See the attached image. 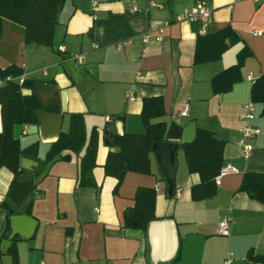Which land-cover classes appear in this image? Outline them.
<instances>
[{"label": "crops", "instance_id": "1", "mask_svg": "<svg viewBox=\"0 0 264 264\" xmlns=\"http://www.w3.org/2000/svg\"><path fill=\"white\" fill-rule=\"evenodd\" d=\"M200 3L211 8L212 23L204 35L198 22L183 19L187 8ZM58 20L53 44H33L21 50L22 59L24 29L3 19L0 68L13 64L22 69L19 77L56 86L47 103L59 107L50 111L61 115L58 133L67 131L72 113L83 115L86 138L97 131L94 184H79V155L73 152L40 174L36 161L18 176L24 181L32 175L34 189L17 210L7 196L15 174L0 166V264H222L225 259L250 264L249 253L264 255V204L238 190L245 172L264 173V112L250 97L253 80L264 73V0H65ZM205 39L225 47L217 58L197 61V44ZM61 45L65 51L58 50ZM76 54L84 56L82 64L72 58ZM36 57L41 60L35 62ZM147 97L163 102L164 114L154 122L178 124L181 136L194 122L195 129L211 131L224 142L222 168L234 170L220 171L211 197L192 198L191 187L200 178L188 171L180 146L171 195L152 150L150 173L128 171L114 190L116 178L103 169L107 153L115 150L104 139V127L112 123L116 135L144 133L140 113ZM250 101L254 117L249 123L260 132L244 139L253 147L244 158L237 139ZM26 127L16 124L14 137L20 148L37 143L43 160L58 133L42 136ZM139 187L156 192V217L145 231L123 226V213L133 206ZM14 214L32 220L18 221L14 229ZM223 218H229L227 235L218 233Z\"/></svg>", "mask_w": 264, "mask_h": 264}, {"label": "trees", "instance_id": "2", "mask_svg": "<svg viewBox=\"0 0 264 264\" xmlns=\"http://www.w3.org/2000/svg\"><path fill=\"white\" fill-rule=\"evenodd\" d=\"M59 0H0V36L3 19H8L21 25L24 29V42L37 46H51L56 27L59 25ZM206 38V37H205ZM221 38V37H220ZM223 40V37H222ZM199 42L196 47L197 61L217 58L225 45L217 47ZM22 75V69L11 64L0 68V166L7 167L16 174L19 170L21 157L38 162L35 171L40 174L48 164L69 158L73 152L78 159V180L82 185H93L92 168L96 165L97 131H91L88 138L85 135L83 115H69V125L65 132H60L46 151L43 160L37 157V143L20 148L18 139L13 135L16 124L28 125L37 122V111H58L57 104H43L35 93L36 79L26 78L21 83L17 78ZM23 89H29V94H23ZM251 101L262 105L264 112V73L255 78L250 88ZM164 114L161 97L143 99L141 120L145 130L142 134L122 133L116 135L112 146L115 150L107 153L103 164L104 174L116 178L114 190L120 185L126 172L150 173L151 146L156 142H180L181 126L172 122L166 124L153 119ZM224 142L217 139L213 132L196 128L192 141L180 143L189 172L199 175L200 182L191 187V195L195 200L209 198L215 194L217 185L215 178L223 166ZM83 148L82 153L81 149ZM44 175V173H43ZM42 175V176H43ZM240 191H244L253 199L264 204V173L245 172ZM156 192L153 188L139 187L136 189L132 207L123 213V226L145 231L148 223L155 219ZM30 211V208L26 210ZM8 214L11 213L9 209ZM253 262L264 263V255L248 254Z\"/></svg>", "mask_w": 264, "mask_h": 264}, {"label": "water", "instance_id": "3", "mask_svg": "<svg viewBox=\"0 0 264 264\" xmlns=\"http://www.w3.org/2000/svg\"><path fill=\"white\" fill-rule=\"evenodd\" d=\"M65 0H59L57 10L60 12ZM53 49L56 50V46L53 45ZM56 91V86L47 82L37 81L35 84V93L39 96L43 104H47L51 98V93ZM61 115L59 113L50 112L47 110L37 111V122L34 124H28L26 127L27 132H37L43 136L44 132L55 131L59 132ZM195 124L189 122L185 125L181 141L180 142H156L151 146V150L155 153L157 158V164L161 175L164 177L167 184L168 195L172 194L174 189V172H175V153L180 143H186L193 140L195 136ZM59 134V133H58ZM57 134V136H58ZM116 136L115 126L112 123H107L104 127V139L106 142L112 145ZM37 162L25 157L20 158L19 167L20 170L15 174L11 183L7 196L13 201L16 209L18 210L23 201H25L29 194L34 189L33 176L27 180H19L18 176L25 170H32ZM32 218L29 215L14 214L11 217L13 228L16 229L18 221ZM258 264V263H250Z\"/></svg>", "mask_w": 264, "mask_h": 264}, {"label": "built area", "instance_id": "4", "mask_svg": "<svg viewBox=\"0 0 264 264\" xmlns=\"http://www.w3.org/2000/svg\"><path fill=\"white\" fill-rule=\"evenodd\" d=\"M96 1L92 2L93 7L95 6ZM135 9V8H133ZM183 19L187 20V21H193V22H198L199 26H200V30H199V34L204 35L208 32L209 27L211 26L212 23V19H211V8L208 7L207 5L200 3V4H196L193 5L189 8H187L184 11L183 14ZM261 32L258 31L256 32V34H260ZM143 41H146L148 36L147 35H143ZM159 39V36L157 37ZM129 40H125L122 42L118 43V46L123 45L128 43ZM58 50L59 51H65L64 46H58ZM72 58L74 60H76L78 63L82 64L83 63V59L84 56L80 55V54H76L74 56H72ZM43 74H46V70H42ZM18 82L21 83L23 81L22 77H18L17 78ZM128 98H131L130 94H127ZM244 109L245 112L243 114V119L245 120V122L240 126L239 128V132L241 133V138L237 139V143L239 145H241L242 147V156L244 158H247L250 154V152L252 151L253 147L251 143H245L244 139H250L253 138L254 136H256L259 132L260 129L256 126H253L249 123V121L251 119H253L254 114H253V110H254V105L253 102H248L244 105ZM181 115H186V106L181 110ZM106 119L108 120L109 118L106 117ZM234 168L231 167L230 165H226L224 168L221 169V173H225V172H229V171H233ZM181 192L180 188H177L175 190V196H179ZM228 220L229 218H223L218 222L217 228H218V233L221 235H227L228 233ZM229 260L225 259L222 264H228Z\"/></svg>", "mask_w": 264, "mask_h": 264}, {"label": "rangeland", "instance_id": "5", "mask_svg": "<svg viewBox=\"0 0 264 264\" xmlns=\"http://www.w3.org/2000/svg\"><path fill=\"white\" fill-rule=\"evenodd\" d=\"M32 45L33 44H31V43H25L24 42V45L21 47V49H20V57H22V59H24L25 58V53H23L21 50H26V48H32ZM34 48V47H33ZM32 50H34V49H32ZM24 57V58H23ZM41 60V58H39V57H36L35 59H34V61L35 62H37V61H40ZM23 61V60H22ZM178 154H181V152L179 151V153Z\"/></svg>", "mask_w": 264, "mask_h": 264}]
</instances>
